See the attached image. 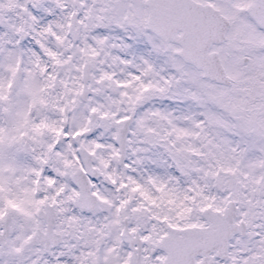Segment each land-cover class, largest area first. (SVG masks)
Returning a JSON list of instances; mask_svg holds the SVG:
<instances>
[{
	"label": "snow or ice",
	"instance_id": "1",
	"mask_svg": "<svg viewBox=\"0 0 264 264\" xmlns=\"http://www.w3.org/2000/svg\"><path fill=\"white\" fill-rule=\"evenodd\" d=\"M0 264H264V0H0Z\"/></svg>",
	"mask_w": 264,
	"mask_h": 264
}]
</instances>
